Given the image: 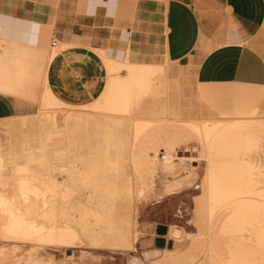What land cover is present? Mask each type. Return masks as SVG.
I'll return each mask as SVG.
<instances>
[{"label": "bare ground", "instance_id": "6f19581e", "mask_svg": "<svg viewBox=\"0 0 264 264\" xmlns=\"http://www.w3.org/2000/svg\"><path fill=\"white\" fill-rule=\"evenodd\" d=\"M65 47L49 48L47 64ZM9 58L0 46V65H9ZM9 91L38 110L0 120V261L12 262L3 252L12 244L86 245L137 258L128 253L138 240L134 200L144 196L154 176L173 168L168 163L180 145L195 140L204 166L201 193L193 197L198 232L187 251L153 250L148 258L161 256L147 264H194L201 249L223 264H264V186L253 179L263 174L264 162L252 157L260 151L264 157L263 117L182 119L171 116L161 100H147L132 121L129 141L114 136L99 146L75 125L71 108L50 98L44 79L23 75ZM188 172L174 177L170 195L180 193ZM6 181L12 190L4 194ZM181 232L171 227L168 235L179 240Z\"/></svg>", "mask_w": 264, "mask_h": 264}, {"label": "crops", "instance_id": "0c3cea01", "mask_svg": "<svg viewBox=\"0 0 264 264\" xmlns=\"http://www.w3.org/2000/svg\"><path fill=\"white\" fill-rule=\"evenodd\" d=\"M52 40L66 47L47 64ZM0 41V86L44 79L99 146L129 141L147 100L182 119L264 118V0H0ZM21 100L1 89L0 120L32 114Z\"/></svg>", "mask_w": 264, "mask_h": 264}, {"label": "rangeland", "instance_id": "374dc122", "mask_svg": "<svg viewBox=\"0 0 264 264\" xmlns=\"http://www.w3.org/2000/svg\"><path fill=\"white\" fill-rule=\"evenodd\" d=\"M9 87L10 85L0 86V90H9ZM18 103L24 111L34 113L38 110V105L30 100H21ZM194 103L198 104L197 102ZM206 109L203 111L204 116L202 117H220L215 111ZM226 117L232 118L233 115ZM194 141H188L185 146L182 145L183 147L180 145L177 148L176 155L168 163L169 167L173 166V168H167V174L165 175L158 173L154 176L152 186L144 189V196L139 197V201L137 198L134 200L135 230L138 234V240L134 243L132 251L128 253H134L137 258L123 253H114L121 252L119 250H107L86 245L81 247H35L31 244H12L6 245L3 250L5 254L12 258V262L1 260L0 264H147L151 258H148L146 254L151 253L150 251L154 249H173L175 252L187 251L189 249L188 245L192 244L194 233L198 232L192 218L194 210L193 197L201 193L199 186L204 175V166L198 161L200 154L198 150L200 149L197 142ZM162 156L161 154L159 156L160 162H163ZM178 157L182 159L180 160ZM252 157H256L258 161L264 162L261 151L257 156L254 155ZM191 165L199 166L196 170H192ZM189 170L192 174L188 180L181 182L178 189L180 193L170 195L168 185L174 177H176V180H179L181 179V175L183 176L185 173L189 174ZM130 174L133 178V172L127 170L129 177H131ZM51 175L53 178L57 177V174L54 172ZM253 179L259 180L261 185L264 186V172L262 175L254 176ZM5 184L2 188L4 194L12 190V186L9 183L7 184V181ZM162 226L166 228L174 226V229L182 231L179 240L172 239V236L168 235ZM186 233H189V235L187 236ZM187 241L189 244H187ZM169 243L171 247L167 248ZM70 253L71 257H69ZM212 256V264H223L217 256ZM205 257V250H199L195 255L194 264H205Z\"/></svg>", "mask_w": 264, "mask_h": 264}, {"label": "built area", "instance_id": "2783aa9c", "mask_svg": "<svg viewBox=\"0 0 264 264\" xmlns=\"http://www.w3.org/2000/svg\"><path fill=\"white\" fill-rule=\"evenodd\" d=\"M51 46L56 47V41L55 40H52Z\"/></svg>", "mask_w": 264, "mask_h": 264}]
</instances>
